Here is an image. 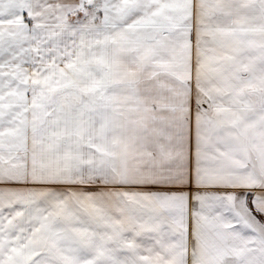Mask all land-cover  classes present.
Returning a JSON list of instances; mask_svg holds the SVG:
<instances>
[{"label":"snow or ice","instance_id":"obj_1","mask_svg":"<svg viewBox=\"0 0 264 264\" xmlns=\"http://www.w3.org/2000/svg\"><path fill=\"white\" fill-rule=\"evenodd\" d=\"M0 264H264V0H0Z\"/></svg>","mask_w":264,"mask_h":264}]
</instances>
